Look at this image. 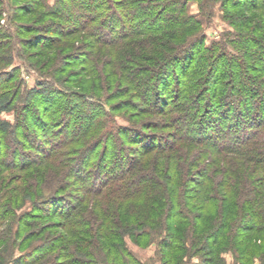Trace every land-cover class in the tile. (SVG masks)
Returning a JSON list of instances; mask_svg holds the SVG:
<instances>
[{"label":"trees","instance_id":"1","mask_svg":"<svg viewBox=\"0 0 264 264\" xmlns=\"http://www.w3.org/2000/svg\"><path fill=\"white\" fill-rule=\"evenodd\" d=\"M194 1L206 12L214 0H57L44 5L49 17L72 25L65 38L83 32L93 48L100 46L99 55L109 54L101 65L95 54L76 63L67 60L85 69L93 81L90 89L120 81L125 87L120 98L133 93L129 103L123 101L125 109L142 116L154 104L162 109L160 115L171 117L168 137L148 133L157 129L149 121L119 126L109 115L98 120L101 113L73 126L56 102L70 95L46 85L45 92L39 87L20 96L14 71L0 76V113L16 111L14 123L0 121V165L25 172L53 161L59 182L45 199L49 216L64 220L65 242H80L66 247L67 264H149L129 249L128 239L142 248L156 241L160 264H197L192 262L196 256L202 258L198 264H229L224 253L233 255L234 264H264V192L257 195L251 189L253 179L264 182V81L259 80L264 75V36H258L264 22L254 26L253 18H237L231 42L236 53L227 44H214L203 52L211 64L196 67L197 59H205V40L201 19L188 10ZM230 3L224 0L226 10ZM249 11L264 16V0L245 3L244 12ZM34 30L26 27L22 34ZM13 34L4 37L12 39ZM54 42L36 37L28 48L45 47L52 58ZM222 73L232 76L228 84L218 82ZM173 81L178 88L174 97L169 93ZM210 84L214 91L206 99ZM217 86L226 91L218 93ZM34 97L39 98L35 106ZM68 100L71 106L74 101ZM21 102L22 109L16 107ZM28 130L53 138L46 144ZM62 133L65 137L57 140ZM127 143L142 147L132 149ZM208 146L216 153L210 165L204 162ZM34 150L38 157L33 159L28 153ZM63 181L78 183L81 197H71V203ZM26 187V198L41 196L42 190ZM4 198L0 195V220L6 213L14 215ZM26 198L17 196L15 202ZM55 248L43 255L54 254Z\"/></svg>","mask_w":264,"mask_h":264},{"label":"rangeland","instance_id":"2","mask_svg":"<svg viewBox=\"0 0 264 264\" xmlns=\"http://www.w3.org/2000/svg\"><path fill=\"white\" fill-rule=\"evenodd\" d=\"M246 1L230 0V9L226 10L224 0H214L206 12L201 10L200 3L195 1L189 3V13L199 17L203 23L205 40L204 48L201 53V55H204L203 58H205V54L203 53L204 49H209L217 43L222 45L227 44L228 46L226 47L233 53H236L234 45L231 42L234 40L233 34H235L236 31V24L233 25V22L237 18H242L244 16L249 19L253 18L254 26L264 22V16L260 13L257 14L250 11L244 12L245 3H250V0ZM2 2L3 3L0 5V76L2 74H8L11 70L14 71L15 81H18V87L21 86L20 96H22V94L28 96L30 91L34 92L36 89H41L39 87H44L43 92H45V86L47 85L54 87L63 95H70L67 100H64V97L61 95L59 98H56V102L58 103V107L63 109L62 115L66 113L67 110L68 122H71L73 126L77 124L84 125L87 121L86 117L101 113L97 118L98 120L107 119L109 115L115 119L119 126L128 125L131 122L141 121L145 123L149 121V123L155 124L157 129L148 130V133L159 137H168L171 135V117L159 114L162 109L157 108V105L152 103L156 101L155 99L151 100L153 106L150 105V108H153V110H151L150 113H143L142 116L134 114L132 110L125 109L128 107H123V101L129 103L130 100L127 99H132L133 93L129 92L127 96L120 98L118 92L120 89H125L120 81H109V83L112 84L106 87L100 82V88H95V90L92 91L90 88L93 87V81L85 74V69H78V65L72 67L70 66L71 64L67 63V60H74L75 62V59H80L89 54H95V59L99 65H101L105 60H110V57L106 51L99 55L100 51H98L97 48L99 49L100 46L97 45L95 46L96 49L93 48V42L88 38L87 34L83 32L73 35L71 38H65L64 35L67 33L68 29L72 28V25H67L62 19L49 17L46 14L47 8L44 6H51L55 4L57 0H2ZM235 5L239 7L235 8ZM260 17L263 19L261 18V20H259ZM26 27L35 29L33 33L39 35L22 34V31L24 32ZM50 30L52 31L51 34L48 33ZM247 32L249 33V30ZM8 33H16V35L13 34L14 37L12 39H6L4 35ZM258 36L263 37L264 32H261ZM36 37H49L55 40L56 47L53 49L54 57H48L50 53L48 50H45V47L28 48L29 42ZM108 49L113 51L111 47ZM64 50L68 51L65 52ZM55 56H57V58H55ZM111 58H113V56H111ZM206 59L207 57L205 59H197L195 66L198 67L203 63L204 65L211 64L210 61ZM227 61L228 60H225L224 64H227ZM258 76L259 75L254 74L252 77L257 80L256 77ZM231 77L232 76H227L222 73L219 75L218 82L222 83L224 81L228 84ZM259 80L264 81V75ZM185 81L188 83V80L185 79ZM106 82L108 83V81ZM213 85L214 84L209 85L206 99H208L211 92L214 91V88H212ZM152 86L154 88L155 83H152L151 87ZM170 87L171 91L169 93L170 95L173 94L172 97H174V94L178 91L176 81H173ZM225 91L226 88L218 87V93H223ZM236 96L238 95L235 93V97ZM71 98L74 102L69 106L68 99ZM23 99H26V97ZM33 99L35 102L33 104L35 106L39 98L34 97ZM172 101L171 103H173ZM22 102L26 104L25 101ZM22 102L18 103L16 107L22 109L24 105ZM137 103L138 105H142L139 102ZM121 108L123 110H119ZM13 109L2 111L0 113V121L11 124L14 123L16 120V111ZM35 109L36 107H34V110ZM54 109H57V107ZM156 109L159 110L157 111ZM170 115L172 116L173 114L171 113ZM220 125L228 129V123L226 121H222ZM73 126L70 127V131L75 129ZM28 132H30L32 138L44 141L46 144L53 138V136L49 134L42 137L41 132H35L34 130H28ZM25 133L27 134V132ZM64 137L65 135L62 133L60 139L57 140H62ZM127 145L129 144L127 143ZM138 145L139 146L136 147L129 145V147H132V149L142 147L141 143ZM206 149L208 154L204 162L210 165L212 163L211 158L216 154L214 153L215 147L208 146ZM31 154L33 159L38 157L36 150L28 153V155ZM52 166H55L53 161H47L41 169L35 167L33 168L34 170L21 172L17 169L6 168L7 170H4V167L0 165V195L5 196L3 202L9 203L8 207L14 212V215L6 213V217L3 216L5 218L0 220V264H34L36 259L41 261L38 264H67L70 261L67 260L68 258H63L68 252L66 247L70 244L69 240L66 242L63 240L66 233L62 230L63 223L65 222L62 219L54 220L50 218V208L45 200L51 193L55 192L54 189L58 186L57 182H59L55 175L57 170ZM51 168L56 171H52ZM40 170L43 174L38 176V171ZM63 183H65L64 185L67 188L65 195L70 198L68 200L71 203L74 202L71 197H77L79 195L80 185L69 181H63ZM27 184H29V190L31 191H34V189L38 191L42 190L41 196L38 199H36L37 196L35 200L26 198L28 189L27 187L26 189L24 188ZM251 184L253 186V188L251 187V189H253L252 192H255L257 195L264 192V182L253 179ZM194 189H196L195 186H193V190ZM17 196H21L22 200L26 198V201H22V204L21 202H17L16 204L15 198H17ZM199 202H201V200H196L194 203L199 204ZM35 204L38 207V211H36ZM1 209L0 204V215H2ZM209 211L210 210L207 212ZM20 219H23L22 223ZM79 244L80 242L77 239L72 241L69 247ZM127 245L142 261L149 264H160L156 241L148 247L142 248L128 239ZM53 247H56L54 254L50 253L45 257L48 250L51 251ZM75 256L76 253L71 257ZM223 256L229 264H234V257L231 253H224ZM201 259L199 256H196L193 258L192 262L198 264L201 262ZM256 264L261 263L257 261Z\"/></svg>","mask_w":264,"mask_h":264}]
</instances>
